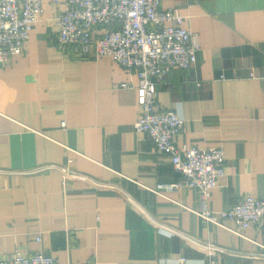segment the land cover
<instances>
[{
	"label": "crops",
	"instance_id": "0c3cea01",
	"mask_svg": "<svg viewBox=\"0 0 264 264\" xmlns=\"http://www.w3.org/2000/svg\"><path fill=\"white\" fill-rule=\"evenodd\" d=\"M161 6L199 35L196 63L155 81L162 108L185 118L178 145L225 150L209 207L264 198V0ZM59 10L45 0L23 52L0 65V259L18 249L60 264H264L263 227L241 236L205 222L199 190L169 187L182 177L171 156L134 127L135 69L58 47Z\"/></svg>",
	"mask_w": 264,
	"mask_h": 264
},
{
	"label": "built area",
	"instance_id": "2783aa9c",
	"mask_svg": "<svg viewBox=\"0 0 264 264\" xmlns=\"http://www.w3.org/2000/svg\"><path fill=\"white\" fill-rule=\"evenodd\" d=\"M51 1L60 4L54 22L59 29L58 47H72L81 58L88 57L95 48L98 55H112L125 68L135 69L141 116L134 127L148 133L159 152L171 156L182 177L169 187L186 185L199 190L200 208L194 211L205 222L223 225L241 236L252 225L264 228V198L252 193H245L226 210L209 207L210 191L227 174L225 150L222 146L178 145L185 118L175 109L162 108L159 102L155 77L163 79L175 67H192L200 49L198 33L186 25V16L179 8H163V0ZM44 2L0 0V65H9L13 55L23 52L26 40L36 30ZM166 187L159 185V189ZM225 220L233 226L226 225ZM256 244L261 249L258 255L264 258V240ZM186 261L190 259L180 258V262ZM0 264L60 263L42 250L28 254L17 249L1 258Z\"/></svg>",
	"mask_w": 264,
	"mask_h": 264
}]
</instances>
